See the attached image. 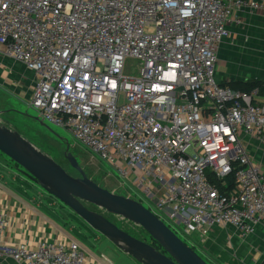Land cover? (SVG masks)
I'll return each mask as SVG.
<instances>
[{
    "label": "built area",
    "instance_id": "built-area-1",
    "mask_svg": "<svg viewBox=\"0 0 264 264\" xmlns=\"http://www.w3.org/2000/svg\"><path fill=\"white\" fill-rule=\"evenodd\" d=\"M244 8L264 2L0 0V54L32 73L37 118L112 168L174 233L249 238L264 220V170L249 153L264 147V96L216 79L218 45ZM211 175L233 186L221 192ZM7 224L0 208V254L17 264H85L75 241L6 242Z\"/></svg>",
    "mask_w": 264,
    "mask_h": 264
},
{
    "label": "crops",
    "instance_id": "crops-1",
    "mask_svg": "<svg viewBox=\"0 0 264 264\" xmlns=\"http://www.w3.org/2000/svg\"><path fill=\"white\" fill-rule=\"evenodd\" d=\"M256 1L264 2V0ZM226 27L228 34L217 48V81L222 85H228L230 81L248 82L262 79L264 77V10L250 8L235 10ZM31 79L30 71L0 54V88L11 92L12 97L26 99L28 102L32 89ZM249 151L253 161L260 164L264 170V147L253 142L249 146ZM90 154L95 156L91 152ZM9 162L5 156L0 159L2 192L0 208L8 217L4 232L6 242H24L28 247H35L42 240L66 239L79 244L86 257L85 264H140L109 240L99 237L100 235H93L88 229L87 233L91 237L87 241L77 237L78 242L76 237L71 236L72 239L63 231L64 226L60 222L62 220L60 216L63 215L65 218L66 212L53 207L51 202L39 200V196L36 197L37 191H33L32 187V191L25 192L24 189L28 187L24 182L28 180L21 175L22 172L12 173ZM118 179L121 182L119 177ZM5 181H8V185ZM12 182L13 185L10 184ZM121 184L125 186L124 181ZM20 187H23L22 193L19 191ZM50 208H54L56 212L51 211ZM66 222L63 219V223ZM85 228L89 227H83ZM204 247L207 250L211 247L222 264H262L264 220L255 234L249 238L242 237L232 227H213L209 236L203 239L202 249ZM202 249L200 248L201 252L206 256ZM0 264L17 263L10 255L0 254Z\"/></svg>",
    "mask_w": 264,
    "mask_h": 264
},
{
    "label": "water",
    "instance_id": "water-1",
    "mask_svg": "<svg viewBox=\"0 0 264 264\" xmlns=\"http://www.w3.org/2000/svg\"><path fill=\"white\" fill-rule=\"evenodd\" d=\"M35 120L39 119L35 117ZM0 152L17 164L25 177L138 263L209 264L142 203L128 196L115 194L87 177L70 152H66L64 157L79 172L80 177L70 175L20 132L1 124ZM87 204L141 227L152 242L133 236L103 213L87 207Z\"/></svg>",
    "mask_w": 264,
    "mask_h": 264
},
{
    "label": "rangeland",
    "instance_id": "rangeland-1",
    "mask_svg": "<svg viewBox=\"0 0 264 264\" xmlns=\"http://www.w3.org/2000/svg\"><path fill=\"white\" fill-rule=\"evenodd\" d=\"M0 89H1L0 90V124L1 125H5L11 129L20 132L23 136L29 139L42 151L50 155L73 177H80V174L77 170L72 168L68 163V161L65 159L64 155L66 152H70L77 159L80 167L83 169L86 176L91 178L93 181H95L99 186L104 187L115 194H120L128 197L133 196L134 199H138L127 186H123L121 184L120 180L117 177L116 172H114L112 168L107 166L106 163L102 162L97 157L92 156L90 152L84 146L78 143L75 139H73L66 130L58 128L47 122H41L40 120H35L37 114L34 110H32L28 106V102H26V99H22L19 97L17 98L12 97L13 95H11V92H7L6 89L5 90H3L2 88ZM1 155L2 154L0 153V159L4 157ZM9 163H10L9 166H11L12 169V173L21 174L19 167L15 163L13 162H9ZM21 175H23V173ZM25 178L28 180L29 183L35 185L33 186L25 181L24 184H26L28 187V189H24L25 192L36 190L37 191L36 197L39 196L38 197L39 200H41L42 202H51L52 203L51 205L53 207L54 206L58 207L66 212V216L64 215L65 218L63 217V215L60 216L62 217V220H60V222L63 224L64 226L63 231L67 235H69L70 237L71 236L76 237V241H78L79 239L83 241H87L91 237V235L87 233V229H88L89 232L92 233L93 235H100L99 237H103L101 234L94 231L87 224H85V222L81 220L77 215H75L68 207L64 206L56 198L48 194L40 186L30 181L27 177ZM5 183L6 185H8V181H5ZM10 184L13 185L14 183L12 182ZM22 190L23 187H20L19 191L21 193L23 192ZM141 202L145 207H147L146 202L144 201ZM86 206L89 207L90 209L103 213L109 220H111L120 228L129 232L133 236L143 239L147 242H152L151 238L141 227L119 216L108 214L103 210L96 208L95 206L88 204ZM50 210L56 212L54 208H50ZM63 219H65L67 222L63 223ZM83 227H89V228L83 229ZM223 228H227V227H223ZM177 235L188 246H191L209 264H222V262L219 259H217L216 254L214 253L211 247L208 250L205 249V247L202 249L203 240H201L196 235H192L188 237V239H186L180 232H178ZM77 237L79 239H77ZM198 246L202 249L203 252L206 253L207 257L203 255V253L201 252L200 248H198Z\"/></svg>",
    "mask_w": 264,
    "mask_h": 264
},
{
    "label": "trees",
    "instance_id": "trees-1",
    "mask_svg": "<svg viewBox=\"0 0 264 264\" xmlns=\"http://www.w3.org/2000/svg\"><path fill=\"white\" fill-rule=\"evenodd\" d=\"M232 86H231V85ZM229 87H231L232 89L235 90H240V91H246V92H250L251 90H253L254 88H258L259 90V94L261 96H264V85L262 80H253V81H248V82H241V81H230L228 84ZM1 153V152H0ZM5 156V155H4ZM6 157V156H5ZM10 162L11 161L8 157H6ZM14 163V162H13ZM16 164V163H15ZM17 165V164H16ZM18 166V165H17ZM19 167V166H18ZM19 170L21 171V168L19 167ZM22 172V171H21ZM210 180L221 190V192H224L228 189H230V187L233 186V176L231 175L230 177V186L228 188H224L222 189L221 187V182L219 180H217L214 176H210ZM152 240V239H151ZM154 243V242H153ZM154 245H156L154 243ZM157 246V245H156Z\"/></svg>",
    "mask_w": 264,
    "mask_h": 264
}]
</instances>
